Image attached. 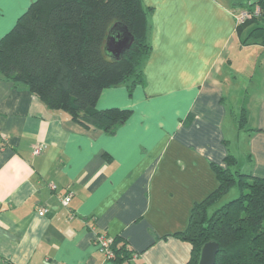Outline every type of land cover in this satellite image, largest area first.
<instances>
[{
    "label": "crops",
    "instance_id": "1",
    "mask_svg": "<svg viewBox=\"0 0 264 264\" xmlns=\"http://www.w3.org/2000/svg\"><path fill=\"white\" fill-rule=\"evenodd\" d=\"M32 1L0 0V39ZM143 3L153 8L144 82L105 88L95 106L131 110L113 135L47 109L0 73V264H187L191 244L171 234L217 187L211 163L225 168L231 155L238 168L240 140L241 172L264 178V99L255 130L239 129L227 107L252 49L264 68V46L242 45L221 3ZM96 234L119 238L128 258L107 259Z\"/></svg>",
    "mask_w": 264,
    "mask_h": 264
},
{
    "label": "trees",
    "instance_id": "2",
    "mask_svg": "<svg viewBox=\"0 0 264 264\" xmlns=\"http://www.w3.org/2000/svg\"><path fill=\"white\" fill-rule=\"evenodd\" d=\"M253 5L260 15L237 25L236 33L242 45L264 46V0ZM152 12L143 0H33L0 39V73L47 109L65 111L72 120L113 135L131 110H97L96 102L105 88L128 84L131 92L144 82L141 64L152 51ZM114 24L133 37L120 59L104 50ZM246 123L242 109L238 128L245 129ZM224 161L225 168L211 163L217 187L194 203L186 228L171 236L191 244L187 264H197L201 246L210 241L219 246L214 264H264V178L233 171L231 155ZM233 185L239 196L213 209ZM112 240V260L127 259L125 245Z\"/></svg>",
    "mask_w": 264,
    "mask_h": 264
},
{
    "label": "rangeland",
    "instance_id": "3",
    "mask_svg": "<svg viewBox=\"0 0 264 264\" xmlns=\"http://www.w3.org/2000/svg\"><path fill=\"white\" fill-rule=\"evenodd\" d=\"M188 1H201V0H188ZM218 3H221L223 7H226L227 13H231V16L233 17L232 13L236 12L239 8H242L245 3L248 0H237L238 3H241L242 5H235L233 6L232 3L229 1V6L224 4L221 0H211ZM254 1V0H250ZM235 7V8H234ZM234 19V18H233ZM235 22V20H234ZM236 36H238L235 33ZM245 37V36H243ZM256 50V51H255ZM252 49V53L250 54V66H246L247 68L242 70L240 73L236 76V83H235V90L234 95L227 98V107L228 110L232 111L230 118L232 116L234 118H239L241 110H245V115L247 119L246 128L247 129H256V113L257 108L259 107V104L262 99H264V68L261 64V57L258 58V49ZM241 85V86H240ZM240 86V88L238 87ZM234 150L237 149V158H238V168L236 167V164L233 166V171H244L245 166V160H247L248 156L246 155V152L242 151L243 148H245V145L243 141L233 140V144L231 146ZM242 154V156H240ZM246 155V156H245ZM245 157V160H244ZM251 168V167H250ZM244 173V172H242ZM236 179V177H235ZM246 192V191H245ZM239 196V190L236 185H233L230 190L225 194L222 199L213 207V209L221 206L222 204L235 199Z\"/></svg>",
    "mask_w": 264,
    "mask_h": 264
},
{
    "label": "water",
    "instance_id": "4",
    "mask_svg": "<svg viewBox=\"0 0 264 264\" xmlns=\"http://www.w3.org/2000/svg\"><path fill=\"white\" fill-rule=\"evenodd\" d=\"M132 42L133 37L127 31V29L120 25L114 24L108 31L104 50L114 59H120L124 50L129 48ZM218 249V243L215 241H210L203 244L199 251L197 264H214Z\"/></svg>",
    "mask_w": 264,
    "mask_h": 264
},
{
    "label": "built area",
    "instance_id": "5",
    "mask_svg": "<svg viewBox=\"0 0 264 264\" xmlns=\"http://www.w3.org/2000/svg\"><path fill=\"white\" fill-rule=\"evenodd\" d=\"M235 20V25H241L244 22L250 20L253 17L260 15V8L257 5H253V1L248 0L242 8H239L236 12L232 13ZM45 148L44 144H37L33 146L32 154L39 155ZM52 189L55 187L50 186ZM71 193H67L62 199L61 203L63 206H67L71 200ZM46 212V208H40L38 215L42 216ZM112 238H109L102 234H96L93 238V243L97 247V250L101 252L107 259L112 260L115 255L111 248Z\"/></svg>",
    "mask_w": 264,
    "mask_h": 264
}]
</instances>
